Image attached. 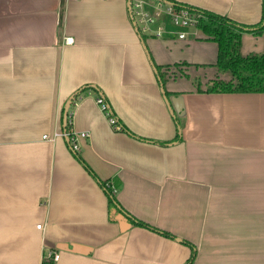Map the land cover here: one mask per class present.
Segmentation results:
<instances>
[{
    "label": "crops",
    "instance_id": "crops-1",
    "mask_svg": "<svg viewBox=\"0 0 264 264\" xmlns=\"http://www.w3.org/2000/svg\"><path fill=\"white\" fill-rule=\"evenodd\" d=\"M172 1L244 24L263 13V0ZM162 25L161 36L140 28L128 0H0V264H41L48 251L53 264H185L183 240L191 264H264V92L205 91L230 78L216 43ZM263 49L264 34H242V54ZM65 109L96 177L63 134Z\"/></svg>",
    "mask_w": 264,
    "mask_h": 264
},
{
    "label": "trees",
    "instance_id": "trees-1",
    "mask_svg": "<svg viewBox=\"0 0 264 264\" xmlns=\"http://www.w3.org/2000/svg\"><path fill=\"white\" fill-rule=\"evenodd\" d=\"M166 3H170L175 7L185 6L189 8L198 18L196 26L199 28L206 39H210L214 41L217 45V55L214 65L221 72H228L230 74V78L223 79L221 77H214L209 79L206 82L205 91L208 92H264V49L261 52H252L249 54L241 53V37L244 32H249L254 35L264 34V0H263V13L262 18L257 24H244L237 22L225 15H221L203 8H198L194 6H190L188 4L172 1V0H162ZM130 4V0H128ZM130 13L131 6L129 7ZM138 30V28H137ZM141 37H143L142 33L138 30ZM151 59V57H150ZM152 60V59H151ZM153 67L158 76V81L160 86L163 88L164 93L167 95V91L164 89V77L163 73L160 72V66L153 63ZM177 65V64H176ZM167 67V66H166ZM198 90L202 91V89L198 86ZM82 88L80 89V91ZM104 99V98H103ZM108 111L111 115L113 112L111 110L110 105L107 100L104 99ZM118 122V119H116ZM177 123V132L178 137H181V129L178 121ZM69 125H70V117L66 114L64 117V131L69 133ZM120 130L125 129L122 125L119 127ZM68 138V137H67ZM69 140V138H68ZM70 145V142H69ZM71 148V146H70ZM71 150L74 152V155L83 163V165L91 172V174L95 176L89 166L84 162V160L80 157L77 151ZM98 179V178H97ZM99 184L103 187L104 191L108 196V202L110 206H118V202L115 197V190L113 186H111L107 181H102L98 179ZM130 222L134 225L147 227L153 229L159 233H162L166 236H172L166 230H162L155 226L150 225L149 223L140 220L136 217L128 215ZM186 244L192 247L191 254L185 264H191L194 260L195 250L192 244L186 240H183ZM41 264H53L50 259L46 256L42 259Z\"/></svg>",
    "mask_w": 264,
    "mask_h": 264
},
{
    "label": "built area",
    "instance_id": "built-area-1",
    "mask_svg": "<svg viewBox=\"0 0 264 264\" xmlns=\"http://www.w3.org/2000/svg\"><path fill=\"white\" fill-rule=\"evenodd\" d=\"M130 6H131V12L132 16L134 18V15H138V21L144 23V27L148 26L150 24H153L156 22V19L164 13L168 16L169 23L171 24L172 28H169L167 30L170 34H175L178 38L183 39L185 38L187 31L184 29L187 27H194L196 28L197 23V16L187 7L180 6L175 7L170 3L163 4L162 0L158 1V5H156L153 9L147 10L144 9L141 5V0H130ZM133 8L135 10H133ZM155 35L161 36L163 35L166 30L164 29L162 24H157L155 26V29L153 30ZM74 39L72 36L65 35L62 39L63 44H71L73 43ZM96 103L99 105L100 109L104 112L106 117L108 118L110 124L114 126L116 129H119L115 117L111 115L108 111L107 104L103 97L97 96L96 97ZM63 132L65 137L69 138L70 146L73 150L78 151V138H87L88 134L87 132H73L69 131ZM44 138L47 137V135H43ZM40 227V224L37 226ZM58 257L57 252L48 251L47 252V258L52 260H56Z\"/></svg>",
    "mask_w": 264,
    "mask_h": 264
},
{
    "label": "rangeland",
    "instance_id": "rangeland-1",
    "mask_svg": "<svg viewBox=\"0 0 264 264\" xmlns=\"http://www.w3.org/2000/svg\"><path fill=\"white\" fill-rule=\"evenodd\" d=\"M133 10H135V9L133 8ZM134 16H135V20H136V22L138 23V26H139L140 28H142L143 25H144V23L138 21V18H139L138 15H134ZM164 22H166V23L169 24L168 16L165 15L164 13H162V15L156 19V22H155V23L150 24V27L153 28V27H155V24H156V25H157L158 23H159V24H163ZM196 28H197V26H196ZM153 29H154V28H153ZM187 29H188V30H194V27H187ZM198 29H199V28H198ZM145 34H148V33H146V31H145ZM177 67H178L179 69H182V68H183V64L178 63V64H177Z\"/></svg>",
    "mask_w": 264,
    "mask_h": 264
},
{
    "label": "water",
    "instance_id": "water-1",
    "mask_svg": "<svg viewBox=\"0 0 264 264\" xmlns=\"http://www.w3.org/2000/svg\"><path fill=\"white\" fill-rule=\"evenodd\" d=\"M128 6L130 7L129 2H128ZM161 89L163 90L162 87H161ZM72 97L73 96L70 97V100L72 99ZM171 102L173 104V112H180V111H182V101H181V97L179 95L173 96L171 98ZM66 114H67V110L65 109L64 110V117L66 116ZM113 209H115V208H113ZM117 218L118 219H123L125 217H124V215L122 213H119V214H117Z\"/></svg>",
    "mask_w": 264,
    "mask_h": 264
}]
</instances>
